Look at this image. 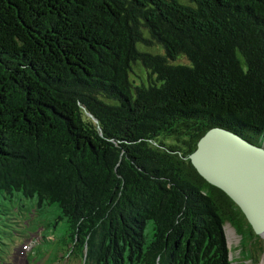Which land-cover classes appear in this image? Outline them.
<instances>
[{"label":"trees","instance_id":"obj_1","mask_svg":"<svg viewBox=\"0 0 264 264\" xmlns=\"http://www.w3.org/2000/svg\"><path fill=\"white\" fill-rule=\"evenodd\" d=\"M187 1L0 0V203L58 208L83 264H233L226 223L263 250L188 155L211 127L264 141V0Z\"/></svg>","mask_w":264,"mask_h":264},{"label":"rangeland","instance_id":"obj_2","mask_svg":"<svg viewBox=\"0 0 264 264\" xmlns=\"http://www.w3.org/2000/svg\"><path fill=\"white\" fill-rule=\"evenodd\" d=\"M188 3L187 0H179ZM145 36L149 32L144 31ZM137 47L146 52L163 54L161 45L153 43ZM176 63H187L184 56H179ZM149 71L139 63H133L130 79L133 85L149 84L154 76H148ZM53 137L65 141L61 131H55ZM24 143H27L23 139ZM264 145V141L262 142ZM58 208L54 206H38L35 199H21L15 195L12 199H4L0 203V264H82V259L74 255L77 252H67L63 238L67 237L68 225ZM144 246L153 238L152 223L148 221L143 230ZM225 237L228 246L233 250L229 258L233 264H264V238L261 254L251 256L238 246L239 236L228 223L225 225ZM8 247V248H7ZM7 251V252H6ZM256 254V253H255ZM258 254V253H257ZM29 258V262L25 258Z\"/></svg>","mask_w":264,"mask_h":264},{"label":"water","instance_id":"obj_3","mask_svg":"<svg viewBox=\"0 0 264 264\" xmlns=\"http://www.w3.org/2000/svg\"><path fill=\"white\" fill-rule=\"evenodd\" d=\"M95 123L98 120L86 111ZM99 131L100 127L97 126ZM228 145L243 150L249 157L233 170H216L209 161L213 151ZM191 164L208 183L225 192L242 210L254 233L264 236V147L254 145L222 127L209 128L188 155ZM221 161L222 158H217ZM264 238V237H263Z\"/></svg>","mask_w":264,"mask_h":264},{"label":"bare ground","instance_id":"obj_4","mask_svg":"<svg viewBox=\"0 0 264 264\" xmlns=\"http://www.w3.org/2000/svg\"><path fill=\"white\" fill-rule=\"evenodd\" d=\"M264 147V145H263ZM249 157L243 150L232 148L228 145L220 146L216 151L212 152L210 162L216 170L225 171L233 170L239 167V162L242 159ZM217 158H222L217 161ZM264 237V236H263ZM264 263V257H263Z\"/></svg>","mask_w":264,"mask_h":264},{"label":"clouds","instance_id":"obj_5","mask_svg":"<svg viewBox=\"0 0 264 264\" xmlns=\"http://www.w3.org/2000/svg\"><path fill=\"white\" fill-rule=\"evenodd\" d=\"M229 224V223H228ZM230 225V224H229ZM225 227V226H224Z\"/></svg>","mask_w":264,"mask_h":264}]
</instances>
